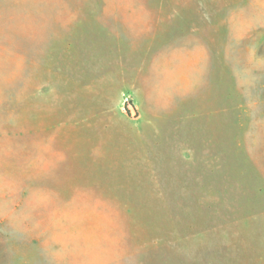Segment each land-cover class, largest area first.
I'll use <instances>...</instances> for the list:
<instances>
[{
  "label": "rangeland",
  "instance_id": "obj_1",
  "mask_svg": "<svg viewBox=\"0 0 264 264\" xmlns=\"http://www.w3.org/2000/svg\"><path fill=\"white\" fill-rule=\"evenodd\" d=\"M0 264H264V0H0Z\"/></svg>",
  "mask_w": 264,
  "mask_h": 264
}]
</instances>
